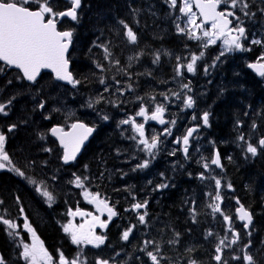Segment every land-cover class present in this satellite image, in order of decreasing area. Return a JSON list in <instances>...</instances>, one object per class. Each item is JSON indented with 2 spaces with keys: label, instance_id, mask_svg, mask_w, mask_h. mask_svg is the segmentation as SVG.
Returning <instances> with one entry per match:
<instances>
[{
  "label": "trees",
  "instance_id": "1",
  "mask_svg": "<svg viewBox=\"0 0 264 264\" xmlns=\"http://www.w3.org/2000/svg\"><path fill=\"white\" fill-rule=\"evenodd\" d=\"M152 1L154 5L152 6L150 3H147L145 6L147 10H143L140 13H149L154 17L157 16L156 14L160 15L161 9L163 8L161 0ZM142 2L143 0H83L78 13V20L64 21L65 23H61V29L65 28L73 31V47H75L74 43L77 39L82 38V43L79 48L77 50L71 49L69 54L71 71L74 77L82 82L77 86L78 89L92 92V94L87 96V101H89L90 98H95L98 92L102 91L105 86H114L118 80L117 77H115L117 73L108 63V59L94 56L91 53L93 42L92 44H88L84 42V39L89 40L94 36L95 38H101L102 40L106 38H109L110 40L115 39L118 44L122 46L121 37L115 33L114 30L116 28V23H113V21L116 20V17L114 16L115 14H118L117 16L119 17L122 16L120 11L126 6L131 9L127 12H133V18L137 20V18L134 17V14H137L138 11L134 12V9H139ZM51 6L54 11H59L62 8L59 0H51ZM154 17H152V20L156 22ZM144 20L145 25H148V21L146 19ZM163 29L165 30L164 27L153 31L151 29V36L149 37H147L145 32H142L140 35L147 40V45H140L136 49L137 51L133 52L135 57L139 55V59L134 58L130 62H123L126 63V66L129 69L128 73L133 72L132 77H130L129 80L137 86L143 87L162 84L163 79L160 77L170 74L169 70L165 69L163 56H161L159 63H152L154 55L156 54L153 45L160 44L161 41L159 39L165 36L166 33H171V27L170 29H167L169 31L166 30L167 32H164ZM173 36L176 37V35ZM181 38L182 37H179L178 42L184 46V42ZM173 39L174 38H171V40ZM100 60H103V62H100ZM97 63L103 66V70L97 67ZM149 73L151 74L149 75ZM3 74L4 75L1 76L2 80L7 77H14L16 79L17 75V73L13 71H6ZM140 75L150 77L140 78ZM44 76L51 80L49 75L45 74ZM101 79L105 80V84L100 83ZM242 81L240 87L244 88ZM66 91L76 93V89H66ZM158 91L159 88L157 86L152 94L135 92L138 97H153ZM248 91H252V94L242 93L236 83L233 85L230 83V86H223L220 85V82L219 86L216 88V94H213L211 90L208 91L203 99V103L200 104L199 107V111L209 112L210 115L209 126L199 133L197 149L195 150V154H198V156H191L190 158L183 159L179 155V157L174 155L172 157L173 161H164L159 164V167L167 168L169 177H177L185 180L200 178L199 174L203 172L202 165L206 161L210 162L212 144H215L222 157L224 170L223 181L227 186L229 184L232 186L231 193L241 200L246 209H248L253 216V224L249 231L241 232L237 243V250L240 256H242L243 246L250 242V247L247 249V252L255 258L257 264H264V151H258L257 155L253 157L245 151L247 144L238 140L241 131L249 121L255 122L256 128L252 135L244 136L245 140L257 142L261 137H264V117H260L259 113H256L257 118L253 116L261 107L264 109V89L262 87H252V85L248 83L247 92ZM255 93L259 95L258 99H255ZM16 95H18V93L14 92L13 96ZM41 95H43L41 94V91L33 90V105H20V110L16 108L17 115L15 117L11 118L9 116L5 119L7 123L10 122L9 125H17L13 132L8 133L7 137H15L8 139L9 142H7V146L11 147L12 151L11 149L10 151L11 153L13 152L12 155L15 154L16 160L19 162L26 166L31 163L41 166L40 169L45 174L44 184L47 185L48 176L50 180L63 179L66 182H70L69 178L63 173V170L67 167H63L60 164L59 151L47 133V128L52 125L53 122L51 123L50 120L47 121L45 119V113L43 111L38 112L37 110V104L40 101ZM249 95L251 98L250 100L248 99ZM103 98L104 99L100 103H94L93 108H88L86 106V116L83 120L87 123H94L96 131L92 139L82 151V154L77 160V164L84 161V165L87 166L85 171L90 173L91 176H93V173L92 168L89 167V163L92 162L96 166H99L97 169L100 170L102 174L101 177H103L100 181L106 182V179H108L111 183H118L116 187L112 188V190H115L122 187L120 178L124 177L126 174L125 167H129V155H133V159L136 158L138 161L141 160L142 157L145 158V156L141 154V151L132 148L130 154V147H126L123 143L118 141L120 137L115 130L114 122L110 119L105 121L102 117H97L103 114L104 108H108V114L112 115H119L123 112L122 102L113 91L106 93ZM77 99L79 100V98ZM109 101H111V103H109ZM37 113L39 114L38 118L41 124V128L40 125L39 128L54 148V151L49 153V158L45 159L47 153L42 155L43 163H40V160L37 159L38 151L35 150L33 147L34 144L32 143V140L34 141L37 136V129L35 127L37 124L32 115ZM34 117H36V115ZM238 121L240 122L239 127L237 126ZM67 124L68 122H66V125ZM22 125H28L30 128L27 129L29 131L26 133L25 137L23 135L20 136L19 134V129ZM179 130L180 135L185 133V128H179ZM127 152H129V155H127ZM229 157H231V159H229ZM42 158L40 157V159ZM77 164L71 165L70 168L76 167ZM18 168L21 171L26 172L24 167L19 166ZM115 168L120 170V173H117ZM0 178L4 182L0 192L4 195L5 199L8 200L10 204L16 203L14 202V197L16 195L19 198V206L28 208L32 211L33 215L39 218V222L43 226L42 229H37L39 238L51 254L55 250H61L69 256L66 252L68 249L71 250L70 258H72L74 252H82L81 245H74L73 247L70 237L65 232L61 233L60 231L59 223L63 212L62 208L59 207L58 209L57 205L45 207V205L41 203V209H39L29 196L21 192L20 181L18 179H13L11 176H6V174H1ZM5 178H7V181H5ZM187 183L189 184V182ZM184 184L185 182H179L177 183V186H185ZM195 185L198 186L199 197L197 200L203 202L201 189H199L200 185L198 183H195ZM197 186H195V189H197ZM127 189H130V185ZM25 190L28 189L24 188V191ZM54 191L56 192V190L52 188V192ZM57 191L63 195V190L58 188ZM115 191L120 192L121 189ZM61 199L62 196L58 200ZM188 203L190 202L183 200L184 206ZM178 207H181L179 200L175 199L174 201H170L169 210L161 212L160 215H156L155 217V219L159 221V224L162 221L163 225L153 231L166 236L168 241L175 237L168 236L166 233L164 234L165 229L177 227L179 225L176 224L178 219L181 222L179 226V243L174 245L168 244L169 264H188L190 259H195L198 264H216L217 262L213 259L216 254L215 247L220 239L228 235L223 233V223L218 222V220L214 221L209 212L205 216L203 212L198 210H196L194 222L192 215L189 212H183L181 216H178ZM119 209L121 211L119 223L122 224V220L128 219V214L125 210L121 208ZM229 209L232 212L233 206L229 205L228 210ZM7 210L10 216L16 214L14 206H9ZM182 225L185 227H191V230L195 227L196 230L193 233H190V229L188 228H184L181 231ZM205 227L215 228L218 234L208 236ZM142 228L143 226H139L138 230L141 232ZM203 228L205 229L203 230ZM186 234L188 235L187 238ZM116 237L117 235L115 234H108L105 236V243H107V245L117 243V240H114ZM137 239L139 241L140 234L137 235ZM188 249H192V251L189 252L187 251ZM221 255L223 261H227L228 264L232 263L230 256L234 255V252H232L229 247H225ZM0 257L4 259L6 264H16L15 261L20 260L19 251L9 247L5 242L2 232H0Z\"/></svg>",
  "mask_w": 264,
  "mask_h": 264
},
{
  "label": "snow or ice",
  "instance_id": "2",
  "mask_svg": "<svg viewBox=\"0 0 264 264\" xmlns=\"http://www.w3.org/2000/svg\"><path fill=\"white\" fill-rule=\"evenodd\" d=\"M264 2V0H262ZM165 3L170 9H178L180 16H177L176 21H180V17H184L185 20L182 22H177L175 27L179 34H183L190 40L200 41L201 46L207 49L211 45H215L217 41L222 42V49L218 56L215 57L213 64L211 66H204V73L207 75L209 73L210 67H215L217 62L221 60L228 53L232 52H244L249 51L245 46V42L248 41V31L244 26V19H253L256 16L255 12L251 11V5L248 0H165ZM35 4L36 7L33 8L32 5ZM71 6L65 11H54L51 6V0H0V73H4L10 69L18 70L16 75L17 80H26L32 84L38 83V77L41 75L42 70L50 69L54 74V79L57 81H63L71 85L73 89H76L78 85L82 82L76 79L70 70V54L69 48L72 44L73 31H59L57 28L58 18L70 17L73 21L78 20L77 10L81 7V0H70ZM195 9V10H194ZM139 11L138 9H134ZM258 11L264 15V7L258 9ZM239 13V14H238ZM199 21V22H198ZM119 23L126 30L124 35L127 41L131 44H136L138 40L137 34L129 26L128 23L121 20ZM253 45H261L264 47V40L262 39H252L250 41ZM102 47L105 53V59H110L112 53L110 52L108 46L98 45ZM205 56L204 51H200L198 54H191L190 59L187 62H182L186 58L180 56L176 57L177 64L174 68L176 77H183L184 71L187 73L195 74L197 72V64ZM134 57H129V60H133ZM139 59V55L135 57ZM161 56L159 53L154 55L152 61L153 64L159 63ZM119 64V61H115ZM97 67L103 70V66L97 63ZM248 67L256 72L260 77H264V54L257 58L255 63H249ZM151 73H149L150 75ZM9 84L12 81H8ZM101 84H105V80H100ZM117 84L120 81H116ZM182 92L172 93L177 99H181L183 95V111L184 109H193L195 105V100L192 95H187L183 90L191 92L192 89L189 83L181 84ZM105 91L108 88L105 87ZM132 85L127 86V91H132ZM119 95H124V90L117 88ZM13 96L7 103H0V114L5 116L8 115L7 109L12 104ZM103 95L101 94L97 98H90L86 102L88 108H93L94 103H100L103 100ZM137 99H142L137 97ZM153 99H155L153 97ZM165 100H168L167 95L164 96ZM111 103V101H109ZM37 107L43 110L46 107V102L40 100ZM58 110V109H57ZM149 109L142 103L136 116L143 117L145 121L152 120L157 121L160 124H166L164 120V113L166 107L163 104H157L154 111L149 114ZM209 112H204L199 119L202 121L204 126H209ZM247 115V113H246ZM48 117H45L47 119ZM102 119L107 121L109 119L108 115H103ZM193 120H197V116L193 115ZM120 125H131V129L135 136L131 139L135 141L138 150L146 154L147 158L142 160L140 163L132 169L143 170L147 169L151 164L152 160L156 158L157 152L160 145V136L153 135L146 138L145 125L143 123H137L133 117L121 120ZM172 125L176 124L175 120L170 122ZM240 122H237L239 127ZM119 126V125H118ZM16 124H11L7 128V132L11 133L16 129ZM200 128V124L193 127H189L186 133L182 137L176 138L174 143L181 145L182 151L185 154V158L189 157V144L190 139L193 138L194 133H197ZM252 128H256V123L253 122ZM51 134L56 136L63 148L62 161L64 164H69L74 161L77 157V153L80 152L81 146L88 139V137L93 133L94 128L89 127L82 122H75L71 124V131L65 132L63 128L54 126L51 128ZM172 129L165 127L164 133L162 135H171ZM238 140L246 143L247 147L245 151L251 156L255 157L258 151H264V137H261L257 143H251L245 140L243 134L238 137ZM7 135L0 131V169H5L15 172L21 177H25V173L19 168L13 165L10 158V154L6 150ZM44 151H51V149H44ZM119 151V150H118ZM176 149L169 153V155H176ZM231 159V157H229ZM215 165L216 167H222L221 157L219 152L214 153L210 162H204L202 167L204 172L200 173V179L206 178V173L210 170V166ZM87 167V166H85ZM164 177V173L160 174ZM75 177L71 183H74L76 187L83 189L84 199L93 204L96 207L97 212L103 214L107 213V220H101L100 216L93 215L90 212H84L77 208L74 212L70 209L68 215L70 217L81 216L90 219H85L84 223L76 225L70 219L67 224L63 225V231L70 237L71 243L74 245L89 244L93 247L99 248L101 245L105 244V236L96 233V228L105 229L108 226V222L112 220L113 217L117 215L113 206H110L107 199L101 198L99 193L90 192L84 184V181L88 177L81 178L73 173ZM28 182L35 185V190L38 194L46 198L49 202V206L54 201V197L47 190L46 187H41L43 183L37 184L35 180L28 177ZM215 180V195L212 196L208 194L209 199L212 201L207 205L211 209L212 213H219L223 216L226 223L231 225L232 218L226 215L221 209V180L212 177ZM151 183V181H149ZM169 187L167 183H161L156 186L155 190H160ZM229 188L232 186L229 184ZM19 203V198H17ZM195 204V201H192ZM148 202L145 200L143 203L137 202L132 205V210L137 211L147 207ZM237 204H240L237 200ZM23 213V208L20 209ZM127 211V209H126ZM193 221L195 222L196 209L193 207L189 209ZM236 213L240 221H246L244 228L247 229L249 224L252 222V215L245 209L243 205L236 208ZM148 213L145 211L143 213L137 212L138 222L140 225L147 226L146 217ZM0 224L6 226L5 230L8 232L9 236L18 235L15 231L18 225L0 215ZM136 225H132L123 231L121 239L123 241H129V237L133 234ZM24 229L31 234L32 242L31 244L21 241L22 251L20 252L21 258L25 261V264H86V261H82L80 258V253L69 260L62 252L59 254L58 261L49 254L45 249L43 243L39 240L36 235L35 230L29 224L27 218L24 220ZM11 230V231H9ZM232 235L231 241H228L227 236L220 239L219 243L215 247V256L213 259L217 264H228L227 261L222 260L221 253L225 247H230L231 245L237 244L239 239V234L237 232L231 231ZM208 236L213 235L211 232L207 234ZM180 233H175V238L169 240L167 243L174 245L179 243ZM151 245L153 250H148V246ZM249 244L243 246L244 249H248ZM144 252L150 259L151 264H161L164 257L161 255V248L158 243L154 240L145 241V246L140 249ZM187 251L191 252L192 249ZM119 256V253H116ZM232 260L242 261L243 264H257L255 258L247 251L244 252L242 256H232ZM115 258L102 259L97 258L96 264H114ZM0 264H6L4 259L0 257ZM188 264H198L195 259H190Z\"/></svg>",
  "mask_w": 264,
  "mask_h": 264
},
{
  "label": "rangeland",
  "instance_id": "3",
  "mask_svg": "<svg viewBox=\"0 0 264 264\" xmlns=\"http://www.w3.org/2000/svg\"><path fill=\"white\" fill-rule=\"evenodd\" d=\"M151 4L152 6L154 5L153 1L152 0H143V2L141 3L140 7H139V11L138 13L142 12L143 10H147L146 9V4ZM149 8V6H148ZM131 10V9H129ZM133 13V12H131ZM239 14V13H238ZM118 14H115L114 17H119L117 16ZM119 15H120V12H119ZM140 15L143 16V18H145L147 21H148V25H145L144 23V20L143 18H140L137 19V22L136 24L138 25V29H137V33L141 34L142 32H145L147 37L151 36V29L152 31L155 30V29H162V27L165 28V30L163 29V31L165 32L168 27H171V33L170 34H165L167 37H169L170 39L173 38V35H176L177 32V29L175 27V24L177 22H182L185 20L184 17H180V21H176V17L177 16H180V13L178 12V9H170L169 6L167 4H164L163 5V8L161 9V13L160 15L156 14L157 16H152V14H149V13H140ZM146 15H149V16H146ZM106 16V15H105ZM152 17H154V19H156V22H154L152 20ZM246 19V18H245ZM248 19H246L247 21ZM261 22H263V25L260 24H257L256 25V29H255V34H254V38L253 39H260L261 37H264V21H262L261 19ZM248 31V30H247ZM149 32H150V35H149ZM167 32V31H166ZM121 38V41H122V46H120L117 42V40L115 39H109V38H106L104 40L102 39H98V38H95L94 37H91L89 40H85L84 39V42L85 43H88V44H92V49H91V53L94 55V56H99L100 58L104 59L103 57H101L102 55H105L104 53V50L102 47H99L98 45H106L108 46L110 52L112 53V56L110 57V59H108V63L112 66V68L114 69V71L117 73L115 77H117V80L120 81V83L124 84L126 86V89H127V86L129 84L132 85V91H128V94L132 95L133 96V99L130 100V102L133 104V113H137L139 111V108H140V104H144V106L148 109L151 108V103L148 102L146 103V101L142 99H137L138 96H136V92H139V93H142V94H152L155 90V88L158 86L160 92L164 91L165 89L166 90H170L172 92H178L177 89H178V85H181L182 83L178 80L179 77H170V76H163V77H160L161 79H163L164 83L162 84H157V85H154V86H143V87H140V86H137L135 83L131 82L129 80L130 77H132V73H128L129 69L127 68L126 66V63H123L125 61L127 62H130V60L128 59L129 57H134L135 58V55L133 52L137 51L136 47L130 45L125 39H122V36L120 34H118ZM181 36L184 38V39H188L187 36L181 34ZM82 43V38H79L77 39V41L74 43L75 45V49L77 50L79 48V46L81 45ZM245 45H246V42H245ZM184 47H186V49L188 48H195L196 47V42L193 41V40H190L188 39V41H186V44H184ZM222 49V46L219 48L217 47V54L219 55L220 51ZM259 50H264V47H260ZM182 58H186L184 59L182 62H187V56H183ZM119 61V64H116L115 61ZM177 61L176 58L172 59L171 57H168L167 58V62L169 63V65H171L173 62ZM100 62H103V60H100ZM138 65H139V62H138ZM176 66V65H175ZM174 67L170 68L169 71L172 72V74L174 75L175 72H174ZM227 73V74H225ZM222 76V77H225V79L231 83L232 85L233 84H237L239 86V89L242 93L244 94H250V93H246L244 92L240 87V79H239V76H238V73L236 71H231L228 67H224L222 69V73H219L218 76ZM140 78H146V77H150V76H143V75H140L139 76ZM38 88L39 89H35V90H39L41 91V99L40 100H44L46 102V107H53L54 110H48L45 112V117H48L46 120H50L51 123L53 122V124H57L59 126H61V128L65 129L66 127V123H65V120L66 118L68 117H71L73 116L74 113L77 112L76 108H74L73 106L67 104L66 102H63L64 100V95H63V88L62 87H59V88H53V87H50L49 85V82L47 80H42L38 85ZM14 92H17L18 95L14 96L15 99H13L12 101V104L9 106V108L7 109L8 113L11 112V109H15V106L17 107L18 110H20V104L19 100L21 98V95L25 94V90H17V89H13V90H9L7 92L5 91H2V89H0V103H7V101L13 97V93ZM211 92L213 94H216V89L214 87L211 88ZM103 95V97L105 96V94L103 93H100L98 92L97 97H99L100 95ZM248 99L250 100V95L248 97ZM14 101H17L13 106V102ZM25 106V105H23ZM69 107V108H68ZM58 109V110H57ZM74 109V110H73ZM38 110V108H37ZM132 111V108L128 107L126 109V112L130 113ZM132 113V114H133ZM256 113H259L260 114V117H262L263 115L261 114V112L258 110V112H255V115H253L254 117L257 118V115ZM0 115H3V114H0ZM35 119V118H34ZM35 123L37 125H35L36 129H37V136L35 137L34 141L32 140V143L34 144L33 147L35 148V150L38 151V154H37V159L40 160V163H43L42 160V155L45 154V153H52L54 151V148L53 146L49 143V140L46 139L45 137V134L42 132V130L40 129L41 128V124H40V121L39 119H35L34 120ZM50 123V124H51ZM10 122H6L5 120H2L0 122V131H3L7 136H8V132H7V128L9 125ZM52 124V125H53ZM252 124L253 122L249 121V123L246 124L245 128L241 131V134H243L244 136H250L253 134L254 132V129L252 128ZM39 125H40V128H39ZM51 126V125H50ZM50 126L47 128V133L49 132L48 129L50 128ZM47 127V125H46ZM27 129H30L28 127V125H22L20 126V129H19V134L20 136L23 135L24 137L26 136V133L29 131ZM34 131V130H32ZM184 134V133H183ZM175 135L176 136H179L180 135V130L177 129L175 131ZM8 138V137H7ZM52 141V140H51ZM54 143V141H52ZM250 142V141H249ZM258 142V141H257ZM256 141H252L251 143H257ZM44 149H51V151H44ZM12 151V149H11ZM260 152H263V151H260ZM13 153V152H12ZM45 155L46 157L48 155ZM177 156L179 154H176ZM13 156L16 158V155L13 154ZM180 156V155H179ZM178 156V157H179ZM40 157L42 159H40ZM177 157V158H178ZM18 163L24 167L26 170H27V173L28 172H31L32 175L34 176V178L36 179V183L37 184H40L41 181H44L45 180V174L42 172V170L40 169L41 166L40 165H35L33 163H31L30 165L26 166L25 164L21 163L18 161ZM86 165H84V161H82L80 163V165L73 169V168H66L65 170H63V173L69 178V181L70 182H66L64 180H60V179H55V180H50L49 176H48V180H49V185L54 188L55 190L57 188L61 189L64 191V196H63V200L65 203H67L68 201H72L74 202V198H69L68 197V194H72V196L75 197L76 199V192L75 190L77 191L78 195H80V197H82L84 199V196H83V189L81 188H78L75 186L74 183H71V181L74 180V176H73V173H75L77 176H80L81 178L83 177H88L85 169L87 167H85ZM89 167L92 168V173H93V183L91 181V179L88 177L87 180L84 181V184H85V187L92 193H99L100 194V197L101 198H104V199H107L106 196H103V191H105L106 189L109 188L110 184L108 183V179L106 180V184L105 183H101L100 180L103 178L101 177L102 174L100 172V170H98L97 168H99V166H96L95 164H92L89 163ZM212 169V168H211ZM63 176V174H62ZM20 182V189L21 191H24V188L25 189H28L31 185L33 184H30L28 181L26 180H23V179H18ZM37 180H41V181H37ZM185 186L183 185H180L178 187L182 188V189H185L187 191H190V192H193V189L190 187V185L188 183H185L184 184ZM35 187V185H33ZM45 187L47 188V190H49V186H47L46 184L43 183V185L41 184V187ZM120 189V188H119ZM119 189H115V190H119ZM26 191V190H25ZM199 197V196H197ZM80 198V199H82ZM178 200V199H176ZM195 200V204L192 203V201L187 204L185 206V211L186 212H190L189 209L193 208L194 206L195 207H203V202H200L199 200L197 199H194ZM108 201V199H107ZM109 205L111 206V202H108ZM1 199H0V209H1ZM9 206H6L5 207V213H6V217L12 221H14L16 224H19L21 222V219L24 218V217H27L29 214H30V210L24 206L20 207V208H17V207H14V209L16 210V214L14 216H10L7 208ZM23 208V213H21L20 209ZM141 211V209H139ZM87 212H90L92 213L93 215H97V216H100L101 220H107V213H99L97 212L96 210V207L93 205V204H89L88 203V209H87ZM142 212V211H141ZM74 217H70L68 218V221L70 219H72ZM81 220H76V225H79L81 223H84L85 219H90V218H86V217H81L79 218ZM110 222V221H109ZM108 222V224H109ZM176 225V224H175ZM180 225H178L177 227H172V229H167V235L171 236V237H175V233H179L180 231ZM184 228H188L190 229V233H193L195 232V227L193 230H191V227H185L184 225H182V229L181 231L184 229ZM206 228V232L207 234L209 232H211L212 234H218L217 230L213 227H205ZM203 228V230L205 229ZM103 229H100L99 227L96 228V233L98 235L101 234ZM166 233V229L164 231V234ZM187 234H186V238H187ZM185 238V239H186ZM144 239L146 240H154V237H151V238H148L146 236H144ZM158 239V238H157ZM114 240H116L114 238ZM190 240V239H189ZM168 240H163V243L164 244H168L167 243ZM82 245H85V244H82Z\"/></svg>",
  "mask_w": 264,
  "mask_h": 264
},
{
  "label": "flooded vegetation",
  "instance_id": "4",
  "mask_svg": "<svg viewBox=\"0 0 264 264\" xmlns=\"http://www.w3.org/2000/svg\"><path fill=\"white\" fill-rule=\"evenodd\" d=\"M259 1L260 0H249L248 2L251 6H254L253 9H259L260 8L258 5ZM196 42L197 43H196L195 49L187 50L186 53L187 55L191 57V54L193 53L198 54L200 51L205 52V56L200 61H198V64H197V72L201 73V71H204L203 70L204 66L205 65L211 66L213 64L215 57L218 56L217 51H216L217 45H213L209 49L205 50V49L200 48L201 47L200 41H196ZM261 55L262 53L260 50L255 52L254 55L250 53H242L236 56L235 55H225L224 57H221V60L217 62L215 67H210L209 73L207 75L205 73L204 74L206 75V78L211 84H214L215 82H217V85L219 86V82H220V85L225 83V77H222L221 75L218 76L219 73H222V69L224 67H228L231 71H236L238 73V76H240L242 73H247L245 69L246 64L251 61L256 62L257 58L260 57ZM251 75L254 79H256L257 76L255 77L254 74H251ZM166 137H169V135H166ZM178 137H180V135ZM146 198H147L148 204H147V207L145 208V211L148 213V218L155 215L159 207H161L164 211H167V205L163 203V201L159 200L160 195L149 194L146 196ZM141 211L132 210V213L136 220H138L137 212L143 213ZM155 223L159 226L163 225L162 221L159 224V221L157 219H155ZM159 240H160L159 238L157 239V237H154L155 242H158Z\"/></svg>",
  "mask_w": 264,
  "mask_h": 264
},
{
  "label": "water",
  "instance_id": "5",
  "mask_svg": "<svg viewBox=\"0 0 264 264\" xmlns=\"http://www.w3.org/2000/svg\"><path fill=\"white\" fill-rule=\"evenodd\" d=\"M67 18H70V17H67ZM249 68V67H248ZM250 69V68H249ZM250 70H252V69H250ZM43 71H49V72H51V70L50 69H44ZM253 71V70H252ZM255 72V71H254ZM52 73V72H51ZM256 73V72H255ZM52 75H53V78H54V74L52 73ZM59 82H62V83H65V84H67L66 82H63V81H59ZM158 124H160L159 122H158ZM160 125H162V124H160ZM50 130H51V128H50ZM49 130V133H50V135L52 136V138L54 139V141L57 143V145L62 149V156H63V148H62V146L60 145V142H59V140H58V138L56 137V136H53L52 134H51V131ZM67 131H71V127L68 129V130H65V132H67ZM92 135V134H91ZM91 135L88 137V139L91 137ZM88 139L84 142V144L81 146V149H80V152L79 153H77V157H76V159L78 158V156L80 155V153H81V151H82V149H83V147L85 146V144L87 143V141H88ZM214 153H216V152H214ZM62 156H61V160H60V162H61V164L62 165H64V166H69L70 164H72V163H74L75 162V160L74 161H71L69 164H64L63 163V161H62ZM218 168V167H217ZM220 168V167H219ZM238 215V214H237ZM244 223H246V221H243Z\"/></svg>",
  "mask_w": 264,
  "mask_h": 264
},
{
  "label": "bare ground",
  "instance_id": "6",
  "mask_svg": "<svg viewBox=\"0 0 264 264\" xmlns=\"http://www.w3.org/2000/svg\"><path fill=\"white\" fill-rule=\"evenodd\" d=\"M69 108V107H68ZM74 110V109H73ZM259 111L261 112V114L263 115V117H264V109L261 107L260 109H259ZM74 115V114H73ZM54 126H58V127H61V126H59V125H57V124H53V125H51L50 126V128H52V127H54ZM50 128H49V130H50ZM48 130V131H49ZM42 185H43V183H42ZM44 187V186H43ZM46 187V186H45Z\"/></svg>",
  "mask_w": 264,
  "mask_h": 264
}]
</instances>
